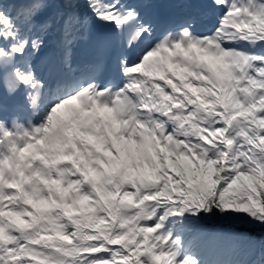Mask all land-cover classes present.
Listing matches in <instances>:
<instances>
[{
    "label": "snow or ice",
    "instance_id": "obj_1",
    "mask_svg": "<svg viewBox=\"0 0 264 264\" xmlns=\"http://www.w3.org/2000/svg\"><path fill=\"white\" fill-rule=\"evenodd\" d=\"M149 2L0 0V264H174L163 202L264 222V56L224 47L264 0L159 39Z\"/></svg>",
    "mask_w": 264,
    "mask_h": 264
},
{
    "label": "bare ground",
    "instance_id": "obj_2",
    "mask_svg": "<svg viewBox=\"0 0 264 264\" xmlns=\"http://www.w3.org/2000/svg\"><path fill=\"white\" fill-rule=\"evenodd\" d=\"M186 248V250L189 248V244L185 247ZM185 251V250H184Z\"/></svg>",
    "mask_w": 264,
    "mask_h": 264
}]
</instances>
